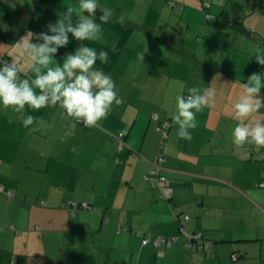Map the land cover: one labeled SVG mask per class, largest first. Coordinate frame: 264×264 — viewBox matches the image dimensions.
<instances>
[{
    "label": "crops",
    "instance_id": "0c3cea01",
    "mask_svg": "<svg viewBox=\"0 0 264 264\" xmlns=\"http://www.w3.org/2000/svg\"><path fill=\"white\" fill-rule=\"evenodd\" d=\"M233 1L99 0L113 21L102 38L69 34L54 59L62 65L82 45L109 52L110 63L94 66L117 85L107 116L88 127L59 103L26 106L38 118L31 130L0 107V264H264V146L233 137L240 85L262 70L243 55L229 61L246 35L230 22L241 17L253 32L251 0L239 15ZM68 7L75 24L78 0H0V64L15 59L21 79H34L23 39L31 31L43 43L37 34L51 35L47 25ZM193 87H213L215 97L187 140L173 115L176 97ZM256 121L264 108L245 119ZM160 151L168 197L151 179ZM184 231L201 236L189 247ZM155 236L179 240L154 246Z\"/></svg>",
    "mask_w": 264,
    "mask_h": 264
},
{
    "label": "clouds",
    "instance_id": "9594fccd",
    "mask_svg": "<svg viewBox=\"0 0 264 264\" xmlns=\"http://www.w3.org/2000/svg\"><path fill=\"white\" fill-rule=\"evenodd\" d=\"M78 4L75 24L72 21L74 9L68 7L55 24L49 22L47 25L51 35L47 32L37 34V39L43 43H32L34 34L31 31L23 39V51L35 73L34 79H21L15 59L11 63L0 64V107H11L19 113L25 128L37 130L33 125L38 119L24 114L26 106L39 110L59 103L69 116L82 119L86 126L92 127L107 116L116 100L117 85L111 75L105 74L103 69L94 70L98 60L104 65L110 63L108 51L82 45L75 54L67 55L62 65L54 59L58 50L69 43V34L82 42L98 41L103 36L101 25L113 22L112 10L100 5L99 0H78ZM98 8L103 12L99 16L102 23H97ZM120 23H123L122 18ZM256 60L264 65V56L259 51ZM53 61L54 66H50ZM240 87L243 91L234 105L235 117L240 121L233 130L234 144L264 146V123L245 122L246 118L264 108V96L260 95L264 89V72L253 73ZM188 91L191 95L187 99L184 95L176 97L173 119L180 128L179 136L191 140L189 130L197 127L196 113L214 102L215 89L193 87Z\"/></svg>",
    "mask_w": 264,
    "mask_h": 264
},
{
    "label": "rangeland",
    "instance_id": "374dc122",
    "mask_svg": "<svg viewBox=\"0 0 264 264\" xmlns=\"http://www.w3.org/2000/svg\"><path fill=\"white\" fill-rule=\"evenodd\" d=\"M220 2H225V0H217ZM251 6L253 8V13L251 14V24L248 20V28L249 26H252L253 29H251L253 32L242 35L243 38H239L238 42L235 41V48L231 51L229 56V61L237 56L243 55L246 56L250 60V64L253 60H255V66L261 68L262 72H264V65H260L256 60L257 52L259 51V54L264 56V0H251ZM248 2L245 0H238L233 1L229 4V9H231L234 14H240L241 8H244L245 5H247ZM239 12V13H237ZM237 15V16H238ZM149 22L153 24L154 22L149 19ZM246 22V21H244ZM242 51V52H241ZM244 53V54H243ZM225 54H222L224 56ZM217 61V57L215 59ZM238 61H245L243 58H239ZM167 247V246H165Z\"/></svg>",
    "mask_w": 264,
    "mask_h": 264
},
{
    "label": "built area",
    "instance_id": "2783aa9c",
    "mask_svg": "<svg viewBox=\"0 0 264 264\" xmlns=\"http://www.w3.org/2000/svg\"><path fill=\"white\" fill-rule=\"evenodd\" d=\"M208 6V5H207ZM7 62V60H3V63ZM8 63V62H7ZM82 120V119H81ZM123 133H120L118 136V139L120 140L119 143V147L123 148L124 147V141L122 139L123 137ZM165 161V155L163 152H159L157 155V159L156 162L154 164V168L151 171V174L153 175V177L151 178L153 180V184L154 186H158L162 192V194L165 197H168L171 194V188L167 187V186H162V182H164V178L159 174V168H160V163ZM262 185L264 186V183H262ZM86 207H88V205H86ZM71 212H73V210H70ZM185 218H188L187 215L184 216ZM201 234L200 233H196V234H190L186 231H184V237L186 238V243L189 247L192 246V240L194 239H198L200 238ZM179 240L178 236H173V237H166V236H155L151 241L152 244L154 246H172L174 243H176ZM150 242V237L145 236L144 239L142 240V244L146 245ZM238 257L237 253H233L232 254V258L236 259Z\"/></svg>",
    "mask_w": 264,
    "mask_h": 264
},
{
    "label": "trees",
    "instance_id": "16d2710c",
    "mask_svg": "<svg viewBox=\"0 0 264 264\" xmlns=\"http://www.w3.org/2000/svg\"><path fill=\"white\" fill-rule=\"evenodd\" d=\"M230 25L232 26V28L238 30L241 33H246L249 34L250 32L248 31V29L243 25V22L241 20V17H237L234 18L231 22ZM130 31L129 30H125V34L127 35ZM168 237V236H166ZM165 246V245H162Z\"/></svg>",
    "mask_w": 264,
    "mask_h": 264
}]
</instances>
